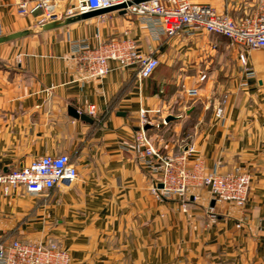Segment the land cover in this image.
<instances>
[{
	"label": "crops",
	"instance_id": "0c3cea01",
	"mask_svg": "<svg viewBox=\"0 0 264 264\" xmlns=\"http://www.w3.org/2000/svg\"><path fill=\"white\" fill-rule=\"evenodd\" d=\"M188 1L234 21L254 14L259 2ZM17 2L0 0V37L22 34L0 44V169L67 155L78 177L67 190L41 196L22 188L0 192V243L47 233L71 264H264V52L246 53L254 71L247 79L238 59L243 49L222 37L199 32L156 39L121 11L45 29L49 24L37 25L39 13L18 15ZM110 40H129L155 58L153 76L139 81L135 67L109 62L106 75L87 78L71 44ZM70 108L91 123L71 117ZM141 112L160 153L178 157L191 149L188 165L199 160L205 173L249 175L246 203H215L203 187L188 191L185 209L181 199L156 198V178L122 149L131 144Z\"/></svg>",
	"mask_w": 264,
	"mask_h": 264
},
{
	"label": "built area",
	"instance_id": "2783aa9c",
	"mask_svg": "<svg viewBox=\"0 0 264 264\" xmlns=\"http://www.w3.org/2000/svg\"><path fill=\"white\" fill-rule=\"evenodd\" d=\"M257 11L238 21L207 5H195L188 0H177L173 5H163L157 0H18L16 12L25 16L39 13L37 25L56 23L71 19L91 11L125 5V13L135 16L147 26L154 38L160 36L174 37L182 33L194 36L196 33L216 35L228 40L231 45L241 47L238 59L244 68L245 78H253L254 71L247 66L246 53L264 52V0H258ZM130 3V5H129ZM1 35V29H0ZM72 52L83 65L87 78H101L108 72V63L114 62L119 67L136 68L139 81L153 76L158 61L138 52L129 40H110L94 47L73 42ZM201 76L198 82L204 81ZM93 109H87V115H93ZM221 109L215 111L221 116ZM144 113L140 115V126L135 132L130 145L122 149L131 152L138 165L156 178L152 194L156 198L181 199L185 209L187 193L190 189L206 188L215 203H227L241 207L246 203L249 193L250 177L235 170L228 174H218L217 170L205 173L199 160L191 165L187 163L186 154L178 157L164 155L148 138L144 127ZM76 167L67 155L44 156L33 160L28 166L2 171L0 169V192L9 194L16 188H22L31 196H41L55 189L67 190L77 179ZM161 185V188L158 186ZM211 223L215 222L212 210L207 212ZM0 264H71L67 250L51 240L13 239L0 243Z\"/></svg>",
	"mask_w": 264,
	"mask_h": 264
},
{
	"label": "water",
	"instance_id": "95a60500",
	"mask_svg": "<svg viewBox=\"0 0 264 264\" xmlns=\"http://www.w3.org/2000/svg\"><path fill=\"white\" fill-rule=\"evenodd\" d=\"M140 2V0H135V1H132V3H138ZM130 5V3H129ZM125 8V5H118V6H114V7H110V8H106V9H101V10H96V11H91V12H88V13H84V14H81L80 16H78L77 18L79 19H88V18H91V17H95V16H99V15H103V14H106V13H109V12H113V11H121V14H124L125 11L123 10ZM55 26L54 24H49V25H46L44 28L45 29H48V28H51ZM22 36L21 33H15V34H10V35H7V36H4V37H0V44H3V43H7L9 41H12V40H15V39H18ZM68 113L71 117H74V118H77L83 122H88V123H91V120L83 115V114H79L75 109H68ZM171 118L169 117L168 119L165 120V122H167L168 120H170ZM146 128H144L145 130ZM158 188H161V185L158 186Z\"/></svg>",
	"mask_w": 264,
	"mask_h": 264
},
{
	"label": "rangeland",
	"instance_id": "374dc122",
	"mask_svg": "<svg viewBox=\"0 0 264 264\" xmlns=\"http://www.w3.org/2000/svg\"><path fill=\"white\" fill-rule=\"evenodd\" d=\"M41 237H43L42 239H44V240H51V241H54V242L57 243V245H58L59 247H61V246L59 245V243H58L59 240L53 238L51 235H49V234H47V233H43ZM21 240H22V239H21ZM57 241H58V242H57ZM61 248H62V247H61Z\"/></svg>",
	"mask_w": 264,
	"mask_h": 264
}]
</instances>
